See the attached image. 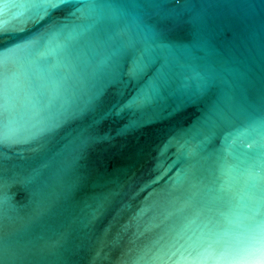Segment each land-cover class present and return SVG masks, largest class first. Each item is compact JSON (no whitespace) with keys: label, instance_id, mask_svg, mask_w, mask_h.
Instances as JSON below:
<instances>
[{"label":"water","instance_id":"obj_1","mask_svg":"<svg viewBox=\"0 0 264 264\" xmlns=\"http://www.w3.org/2000/svg\"><path fill=\"white\" fill-rule=\"evenodd\" d=\"M59 2L0 0V264H264V0Z\"/></svg>","mask_w":264,"mask_h":264},{"label":"snow or ice","instance_id":"obj_2","mask_svg":"<svg viewBox=\"0 0 264 264\" xmlns=\"http://www.w3.org/2000/svg\"><path fill=\"white\" fill-rule=\"evenodd\" d=\"M60 4L59 0H51V4L50 5H57ZM0 39H2V37H0ZM4 66V65H2Z\"/></svg>","mask_w":264,"mask_h":264}]
</instances>
